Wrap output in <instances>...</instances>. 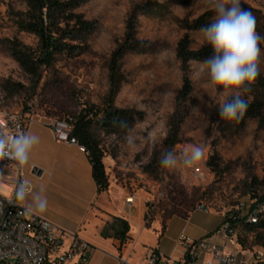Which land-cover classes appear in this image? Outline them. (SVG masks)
<instances>
[{
  "label": "rangeland",
  "instance_id": "374dc122",
  "mask_svg": "<svg viewBox=\"0 0 264 264\" xmlns=\"http://www.w3.org/2000/svg\"><path fill=\"white\" fill-rule=\"evenodd\" d=\"M241 8L253 13L256 31L264 36V0H241ZM23 9L20 0H0V87L5 80L23 85L13 95L0 92V100L21 107L35 97L37 107L58 118L72 117L83 107L103 106L109 87L107 59L124 34L126 20L135 14L141 51L128 52L121 59L123 79L113 105L141 116L134 117L126 129L118 127L116 133L99 125L94 126L93 132L105 151L104 157L112 159L111 164L102 159L109 178L112 175L121 184L133 183V191L145 185L147 192L158 199L149 211L151 221L158 222V229L166 217L184 216L199 203L217 212L242 203L244 214L251 203L264 196V128L257 127L255 118L248 119L238 130L220 123L219 105L229 97L210 85L206 71L198 74L203 61L189 62L193 102L182 104L176 111L182 76L176 44L185 32L193 49L207 44L200 29L186 31L181 23L203 14L212 23L217 13L209 0H78L73 13L93 25L86 43L79 42L83 53L71 58L58 56L53 66L43 69L35 89L7 50L8 40L14 38L30 46L36 43L33 35L18 31L11 18V11ZM260 47L264 53V42ZM260 73L264 76V55ZM172 117L178 122V143L167 147L163 142ZM196 145L204 149L202 159L194 164L203 171L201 178H192V165H161L162 153L167 150L181 156ZM212 155L218 161L216 170L207 164ZM139 192L142 197L138 199L137 220L150 197L147 192ZM262 205L264 214V202ZM236 236L246 245H256L253 232L238 228ZM238 257L242 264L251 263L249 253L240 251ZM105 264L113 262L106 259Z\"/></svg>",
  "mask_w": 264,
  "mask_h": 264
},
{
  "label": "trees",
  "instance_id": "16d2710c",
  "mask_svg": "<svg viewBox=\"0 0 264 264\" xmlns=\"http://www.w3.org/2000/svg\"><path fill=\"white\" fill-rule=\"evenodd\" d=\"M24 4L23 10L11 11V18L18 31H24L33 35L36 39L34 46L22 43L16 38L8 40L7 50L20 69L28 76L33 89L36 88L42 78L43 69L53 66L58 56L67 58L76 57L83 53L81 43H86L87 34L93 25L82 19L80 15L73 13L78 5V0H20ZM135 14L132 13L126 20L125 31L121 39L116 41L106 65L108 68V93L102 107H83L81 111L66 119L72 125L71 136L84 146L91 162V174L98 192L106 190L109 185V174L106 172L103 157L104 149L96 139L93 129L95 125L101 126L110 133H116L118 127L126 129L133 123L134 117L141 114L131 109H121L113 105L116 95L123 79L120 73V61L128 52H140L141 42L136 37ZM182 27L186 31L201 29L208 26V16H199L191 22L183 21ZM70 33V34H69ZM74 33V34H73ZM191 40L187 32L178 40L175 55L181 63V86L176 95V111L182 104L193 102L192 84L188 75L190 61H204L214 55V50L209 44H203L197 49L191 46ZM23 88L19 82L5 80L1 92L13 95ZM251 92L244 96L248 102L247 111L239 122L220 119L224 126L233 127L234 130L242 128L248 119H257V127L264 128V76L260 73ZM4 93V96H5ZM174 117L169 120V131L164 139V145L172 147L178 143V122ZM214 155L207 161L208 166L216 170L218 163ZM264 196L258 197L250 206L262 205ZM204 205V204H203ZM146 212V210H145ZM187 214V213H186ZM185 214V215H186ZM145 216V213H144ZM223 217L229 219L236 229L253 232L256 245H246L241 237H237V243L242 249L259 246L264 250V214H259L256 223L247 220L237 207L225 211ZM119 228L115 230V238L119 243L125 242L127 238L128 225L126 221L116 218ZM260 264H264V259Z\"/></svg>",
  "mask_w": 264,
  "mask_h": 264
},
{
  "label": "crops",
  "instance_id": "0c3cea01",
  "mask_svg": "<svg viewBox=\"0 0 264 264\" xmlns=\"http://www.w3.org/2000/svg\"><path fill=\"white\" fill-rule=\"evenodd\" d=\"M25 132L40 139L30 153L28 164L22 168V176L30 183L33 193L47 198V209L43 213L36 211L31 195L24 201L16 200L14 170L1 163L0 195L13 196L24 209L33 207L31 213L51 222L65 246L70 241V234L87 241L93 247L88 264H105L106 259L119 264V258L126 259L129 264H139L149 247L156 248L164 256L176 258L180 250L177 239L182 231L192 239L204 238L216 245L223 243L217 228L224 212L194 207L184 216L172 214L166 217L158 229V222L149 224L144 219L145 207L140 219L136 218L140 208L138 199L142 197L140 190L134 192L132 203H125L124 198L130 192L111 175L107 189L98 192L86 152L77 145L57 142L50 127L38 121L31 122ZM104 159L111 164L110 157ZM116 218L128 225L127 238L121 244L115 238V230L119 228Z\"/></svg>",
  "mask_w": 264,
  "mask_h": 264
},
{
  "label": "built area",
  "instance_id": "2783aa9c",
  "mask_svg": "<svg viewBox=\"0 0 264 264\" xmlns=\"http://www.w3.org/2000/svg\"><path fill=\"white\" fill-rule=\"evenodd\" d=\"M1 92V91H0ZM36 99L32 97L24 106L18 107L15 103H4L0 100V127L6 133L14 134L19 130L26 131L27 126L38 121L50 127L57 142L77 145L81 151L84 146L71 136L72 125L66 118L49 115L45 109L36 106ZM1 164L10 166L12 161L5 158ZM11 167V166H10ZM15 173L14 193L17 184L24 180L22 168L11 167ZM203 171L198 165H192L191 176L199 179ZM130 192L124 198L125 203H132L134 192L133 183L125 184ZM138 190L147 192L145 185H139ZM148 193V192H147ZM150 197L145 202V220L151 221L150 208H154L158 199L148 193ZM159 198H162L161 195ZM202 211L208 208L199 203L196 206ZM243 209V204L237 206ZM263 212V205L249 206L246 210L247 220L256 223L258 216ZM217 231L221 234L223 243L216 245L204 238L192 239L183 231L179 234L177 243L180 246L179 256L172 258L162 255L156 248L149 247L139 264H242L239 252L249 253L250 264H260L264 259V250L259 246L242 249L237 243L236 228L231 221L223 217ZM93 247L85 240L70 234V241L65 246L61 234L48 220L34 215L25 214L24 208L17 204L13 196L0 195V264H88ZM119 264H129L126 259H118Z\"/></svg>",
  "mask_w": 264,
  "mask_h": 264
},
{
  "label": "clouds",
  "instance_id": "9594fccd",
  "mask_svg": "<svg viewBox=\"0 0 264 264\" xmlns=\"http://www.w3.org/2000/svg\"><path fill=\"white\" fill-rule=\"evenodd\" d=\"M217 13L212 23L199 31L203 41L214 50V55L204 60L198 74L205 71L209 83L214 89H222L221 95L229 97L219 105V117L226 121L239 122L243 119L248 102L244 96L251 92V85L260 75V44L264 36L256 31V18L250 10L241 8V0H209ZM230 5V7H225ZM14 134L6 133L0 127V161L5 158L12 161L11 167L23 168L29 162L33 147L39 143L35 134L19 130ZM204 155L202 146H193L190 153L177 156L173 150L162 153L160 163L172 168L178 163L191 166L199 162ZM32 196L34 209L43 213L48 206L47 198L33 193L28 181H21L15 188V198L24 201ZM33 207L24 209L31 213Z\"/></svg>",
  "mask_w": 264,
  "mask_h": 264
}]
</instances>
